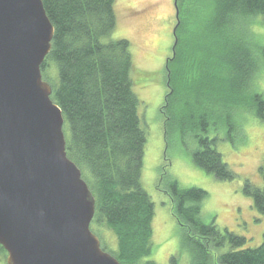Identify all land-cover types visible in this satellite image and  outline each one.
Segmentation results:
<instances>
[{
  "label": "trees",
  "instance_id": "obj_1",
  "mask_svg": "<svg viewBox=\"0 0 264 264\" xmlns=\"http://www.w3.org/2000/svg\"><path fill=\"white\" fill-rule=\"evenodd\" d=\"M42 1L55 36L41 68L52 85V99L63 110L66 152L96 199L91 226L100 224L116 236L118 249L111 255L121 264H158L149 258L156 212L142 181L148 132L135 92L132 45L126 38H112L118 0ZM178 8L179 41L165 69L172 91L161 108L164 137L169 143L175 133L194 135V163L220 180H235L237 172L217 148L218 136L208 132L229 109L250 111L264 123V94L244 92L263 67L264 33L257 34L253 21L264 28V0H188L185 5L178 0ZM221 85L237 96L224 104L213 102ZM219 107L223 111L218 113ZM260 172L263 186L247 179L244 190L264 212V164ZM165 190L192 243L189 264H264V240L245 247L246 237L204 220L206 190L182 188L177 180ZM226 244L227 252H216ZM0 254L7 259L2 245ZM177 262L178 255L173 256L171 264Z\"/></svg>",
  "mask_w": 264,
  "mask_h": 264
},
{
  "label": "water",
  "instance_id": "obj_2",
  "mask_svg": "<svg viewBox=\"0 0 264 264\" xmlns=\"http://www.w3.org/2000/svg\"><path fill=\"white\" fill-rule=\"evenodd\" d=\"M54 33L42 0H0V245L7 264H121L91 228L96 199L43 78Z\"/></svg>",
  "mask_w": 264,
  "mask_h": 264
},
{
  "label": "rangeland",
  "instance_id": "obj_3",
  "mask_svg": "<svg viewBox=\"0 0 264 264\" xmlns=\"http://www.w3.org/2000/svg\"><path fill=\"white\" fill-rule=\"evenodd\" d=\"M182 2L185 5L188 0ZM174 3L175 0H118L115 6L117 26L112 34V38H126L132 45L135 92L141 100L140 115L148 132L142 181L155 202L156 212L154 251L149 258L158 264H171V258L176 255L177 264H189L192 260V243L187 241V233L176 221L172 201L165 190L174 180L182 188L197 187L208 192L202 206L207 223L214 222L220 230L246 237L245 247H258L264 240V212L255 207L254 198L244 190L247 179L256 187L263 186L260 172V166L264 164L263 122L250 111L229 109L220 113L218 119L221 120L208 132L209 136H218L217 148L224 162L237 172L235 180H220L194 163L192 153L197 148L194 135L175 133L166 143L165 115L161 108L169 91L165 66L174 43L173 27L177 20ZM253 24L258 35L264 33L260 21L255 20ZM260 43L264 44V40ZM261 66L252 84L245 87L246 94L256 91L264 94V62ZM189 87L190 83H187ZM226 87L218 86L213 102L224 104L237 96L231 97ZM217 110L218 113L223 111L221 107ZM91 228L101 238V246L108 253L116 252L117 238L111 230L109 232L100 224ZM229 249L230 244H226L216 252ZM5 260L6 254H0V264H7Z\"/></svg>",
  "mask_w": 264,
  "mask_h": 264
},
{
  "label": "bare ground",
  "instance_id": "obj_4",
  "mask_svg": "<svg viewBox=\"0 0 264 264\" xmlns=\"http://www.w3.org/2000/svg\"><path fill=\"white\" fill-rule=\"evenodd\" d=\"M4 248V247H3ZM6 250V249H5ZM105 250V249H104ZM8 252V251H7Z\"/></svg>",
  "mask_w": 264,
  "mask_h": 264
}]
</instances>
